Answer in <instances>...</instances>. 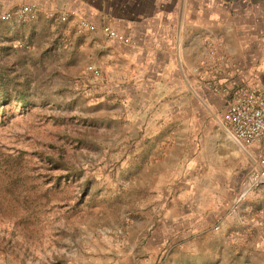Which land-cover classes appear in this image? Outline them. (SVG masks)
I'll list each match as a JSON object with an SVG mask.
<instances>
[{"label":"rangeland","instance_id":"rangeland-1","mask_svg":"<svg viewBox=\"0 0 264 264\" xmlns=\"http://www.w3.org/2000/svg\"><path fill=\"white\" fill-rule=\"evenodd\" d=\"M27 32L0 41V264H118L150 247L139 264H264V182L234 167L225 105L127 98L85 41ZM164 202L192 221L165 219Z\"/></svg>","mask_w":264,"mask_h":264},{"label":"crops","instance_id":"crops-1","mask_svg":"<svg viewBox=\"0 0 264 264\" xmlns=\"http://www.w3.org/2000/svg\"><path fill=\"white\" fill-rule=\"evenodd\" d=\"M25 5L34 6V16L20 17ZM8 12L13 16L3 20L7 28L0 41H16L22 34L23 41L34 40L27 29L36 35L49 30L55 41L70 45L85 41L90 60L127 98L152 92L180 95L182 101L192 94L202 110L216 111L225 100L210 89V82L264 88V0H0V18ZM78 18L93 27H80ZM106 25L128 41L107 38L102 32ZM228 141L234 167L248 172L257 145ZM166 202L165 219L192 221V213L174 214ZM204 215L197 214L196 228L186 225L187 232L204 236ZM151 249L130 252L118 264H139L141 256L153 254ZM192 250L187 247V253Z\"/></svg>","mask_w":264,"mask_h":264},{"label":"built area","instance_id":"built-area-1","mask_svg":"<svg viewBox=\"0 0 264 264\" xmlns=\"http://www.w3.org/2000/svg\"><path fill=\"white\" fill-rule=\"evenodd\" d=\"M35 14L34 6L25 5L20 10V17L28 18ZM12 12L1 15L10 19ZM80 27L92 28L88 21L78 18ZM102 32L107 38H119L128 41L116 29L106 25ZM210 89L223 97L225 110L223 121L229 134L244 146L257 145V155L253 158L250 175L255 184L264 182V88L233 89L218 83H209Z\"/></svg>","mask_w":264,"mask_h":264}]
</instances>
